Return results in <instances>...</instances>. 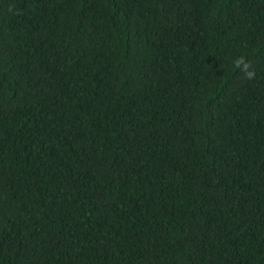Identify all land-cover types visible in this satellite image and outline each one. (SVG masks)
<instances>
[{"label": "trees", "instance_id": "trees-1", "mask_svg": "<svg viewBox=\"0 0 264 264\" xmlns=\"http://www.w3.org/2000/svg\"><path fill=\"white\" fill-rule=\"evenodd\" d=\"M0 264H264V0H0Z\"/></svg>", "mask_w": 264, "mask_h": 264}]
</instances>
